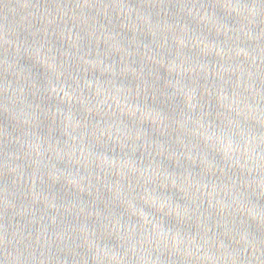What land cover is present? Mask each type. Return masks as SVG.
Instances as JSON below:
<instances>
[{
	"label": "water",
	"instance_id": "water-1",
	"mask_svg": "<svg viewBox=\"0 0 264 264\" xmlns=\"http://www.w3.org/2000/svg\"><path fill=\"white\" fill-rule=\"evenodd\" d=\"M0 264H264V0H0Z\"/></svg>",
	"mask_w": 264,
	"mask_h": 264
}]
</instances>
